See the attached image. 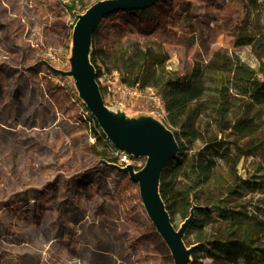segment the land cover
I'll return each mask as SVG.
<instances>
[{"label":"rangeland","instance_id":"obj_1","mask_svg":"<svg viewBox=\"0 0 264 264\" xmlns=\"http://www.w3.org/2000/svg\"><path fill=\"white\" fill-rule=\"evenodd\" d=\"M71 1L0 0V264H174L144 209L138 184L129 175L101 170L104 165L89 152L94 130L82 122L84 103L73 79L52 70L69 71L77 19L101 0H83L72 12ZM157 13L162 14L159 23L150 28L136 16L105 19L95 48L114 42L163 44L170 55L167 69L179 76L190 74L195 64H207L217 52L258 67L252 47L234 43L244 20L264 22V0L258 7L243 0H161L152 14ZM101 79L111 109L165 121L164 107L146 92L120 106L117 76ZM60 89L71 102L65 116L50 97ZM259 110L251 114L260 130L254 139L257 155L243 156L237 167L244 178L264 175ZM202 126V131L214 130L208 119ZM194 147L203 144L197 141ZM138 162L144 166L146 158ZM6 191L12 194L4 196ZM235 204L262 213L264 193L245 195Z\"/></svg>","mask_w":264,"mask_h":264},{"label":"trees","instance_id":"obj_2","mask_svg":"<svg viewBox=\"0 0 264 264\" xmlns=\"http://www.w3.org/2000/svg\"><path fill=\"white\" fill-rule=\"evenodd\" d=\"M82 1L72 0L67 8L72 12ZM243 1L258 7L263 0ZM159 3L145 10L116 12L106 19L136 16L150 28L162 16L152 14ZM98 30L93 37L91 62L103 97L106 89L100 79L117 72L122 84L141 91L152 89L163 100V123L174 132L179 153L162 174L160 193L176 227V221L183 223L195 206V217L185 236L187 246L196 245L191 264H264V211L251 212L235 204L245 195L264 193V175L244 178L237 172L242 157L257 155L259 148L254 139L260 130L251 114L258 107L264 115V22L244 20L234 43L235 47H252L257 68L217 52L207 64H195L184 76L167 69L170 55L163 44L114 42L97 49ZM61 91H50V97L66 115L71 112V102ZM204 119L213 131L201 130ZM89 122L95 140L89 152L99 161L116 164V148L93 116ZM197 141L203 148L195 149ZM99 146L104 149L100 151ZM221 161L232 170H225ZM100 169L113 171L107 166Z\"/></svg>","mask_w":264,"mask_h":264},{"label":"water","instance_id":"obj_3","mask_svg":"<svg viewBox=\"0 0 264 264\" xmlns=\"http://www.w3.org/2000/svg\"><path fill=\"white\" fill-rule=\"evenodd\" d=\"M160 1L101 0L90 6L79 15L73 28L69 71L55 69V72L73 79L79 99L116 149L136 159L146 158L145 165L138 171L132 165L123 168L105 160H100L99 165L127 174L138 184L144 209L170 250L174 264H191L196 245L187 246L185 236L195 217V206L178 228L173 224L160 193L162 174L179 153L176 136L162 121L152 116L132 118L121 108L111 109L105 102L91 62L93 37L106 17L116 12L145 10Z\"/></svg>","mask_w":264,"mask_h":264},{"label":"built area","instance_id":"obj_4","mask_svg":"<svg viewBox=\"0 0 264 264\" xmlns=\"http://www.w3.org/2000/svg\"><path fill=\"white\" fill-rule=\"evenodd\" d=\"M114 76H117V85H116V93L119 94L118 97V102L117 105L120 106H124V104L126 103V101H131L134 99H138L139 97H141L145 92L147 94L150 95V99L154 102V104L157 107H164V103L162 98L152 89L146 90V91H141L138 88H133V87H128L124 84L121 83L120 81V76L117 72L113 73ZM101 82L102 79H100ZM82 106V105H80ZM165 109V107H164ZM80 115L83 117V119L88 122L89 125H91V123L89 122L90 118L93 116L91 114V112L87 109L84 108L83 106L81 107L80 110ZM117 151L114 153L115 157L117 158V165H119L120 167H126L128 165H132L134 166L135 170H140L143 168V163L138 162V159L131 157L130 155L119 151L118 149H116Z\"/></svg>","mask_w":264,"mask_h":264},{"label":"flooded vegetation","instance_id":"obj_5","mask_svg":"<svg viewBox=\"0 0 264 264\" xmlns=\"http://www.w3.org/2000/svg\"><path fill=\"white\" fill-rule=\"evenodd\" d=\"M0 66H2V65H0ZM1 70V69H0ZM53 71H55V69L53 68L52 69ZM56 73V72H55ZM0 87L2 88L3 87V85L0 83ZM49 97V96H48ZM16 98H17V101L19 102L21 99H20V97L19 96H16ZM50 98V97H49ZM23 101V98H22V100H21V102ZM53 104H55V102H53V101H51ZM56 105V104H55ZM57 109L59 110V108L57 107ZM62 115H64L65 116V114H63V113H61ZM3 118V114H2V111L0 112V119H2ZM12 194V193H11ZM11 194H9L7 191L6 192H4L3 193V195L5 196V195H11ZM20 196H22V194H20ZM11 198H14V195H12V197Z\"/></svg>","mask_w":264,"mask_h":264}]
</instances>
